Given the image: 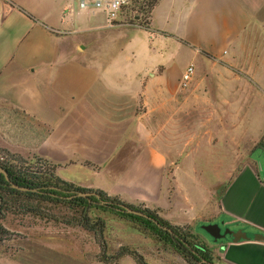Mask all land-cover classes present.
<instances>
[{
	"label": "crops",
	"instance_id": "obj_1",
	"mask_svg": "<svg viewBox=\"0 0 264 264\" xmlns=\"http://www.w3.org/2000/svg\"><path fill=\"white\" fill-rule=\"evenodd\" d=\"M91 3L0 0V149L44 162L75 187L155 211L172 226L240 231L247 239L217 243L220 263L264 264V242L253 240L264 237V149L220 196L195 186L187 172L218 170V148L207 146L202 157L201 142L187 139L188 92L201 84L178 83L174 61L187 58L178 76L188 66L208 72L216 61L255 71L250 53L236 50L237 36L264 0H158L146 29L110 22ZM124 47L134 68L120 66ZM175 172L184 174L185 189L172 182Z\"/></svg>",
	"mask_w": 264,
	"mask_h": 264
},
{
	"label": "rangeland",
	"instance_id": "obj_2",
	"mask_svg": "<svg viewBox=\"0 0 264 264\" xmlns=\"http://www.w3.org/2000/svg\"><path fill=\"white\" fill-rule=\"evenodd\" d=\"M146 3L147 0H128V4L110 22H147ZM249 19L248 27L237 36L236 50L239 53H250L247 57H251L249 61L255 66V71L243 73L216 61L210 63V71L202 74H197L190 66V78L186 82L178 79V83L186 85V88L192 84H201L195 91L188 92L193 101L188 102L186 112L187 139L195 137V141L201 142L198 148L202 149V157L206 156L210 146L217 147L219 159L218 170H194L187 172L186 176L195 180V186L196 180L202 182L204 190L208 187L207 190L217 196L221 195L233 173L250 156L255 155L253 152L264 149V8L251 12ZM122 36L125 38L126 34ZM127 54V47H124L122 58H118L120 66L134 68V58L126 60L130 63L125 64L124 56ZM239 57L244 62L242 54ZM174 61L177 64V78L187 58L179 55ZM141 64L142 59L138 67ZM191 65L198 70L200 68V64L195 61ZM191 146H195V143ZM191 146L188 151H194L193 156L200 158L199 151L196 153V148ZM210 152L215 157V150ZM0 164L23 170L33 177L47 179L52 175L49 166L37 159L18 158L1 151ZM183 176L175 172L171 180L185 189L186 179ZM5 200L6 206L0 208V228L6 232H0V264H195L185 262L170 247L158 242L147 232L108 213L95 210L89 212L91 222L97 219L104 222L101 233L93 235L75 224L76 209L17 197ZM131 206L141 207L134 203ZM216 224L221 233L226 229ZM204 225L208 224L199 223L195 228L174 227L188 236L190 242L203 246L211 264H222L217 256V243L231 238L225 235L215 243L202 230ZM119 252L130 254L118 256ZM131 253H134V258ZM137 256L140 262L135 261Z\"/></svg>",
	"mask_w": 264,
	"mask_h": 264
},
{
	"label": "trees",
	"instance_id": "obj_3",
	"mask_svg": "<svg viewBox=\"0 0 264 264\" xmlns=\"http://www.w3.org/2000/svg\"><path fill=\"white\" fill-rule=\"evenodd\" d=\"M157 1L158 0H147L146 8L148 15L151 8ZM139 9L142 10L141 8ZM134 22L145 29L147 28V22L140 23L137 20H134ZM0 151L8 154L4 150L0 149ZM11 156L20 158L17 155ZM39 162L44 164V162L42 161ZM0 167L7 173V177L10 182L20 187L35 190V192H20L13 190L0 175V208L2 209L7 204L5 199H8L10 197L24 198L27 200L46 202L50 204L65 205L69 208L76 209L75 211L77 212L75 213L77 215V221L75 222V224L79 225V227H81L83 230L90 232L93 235L101 233V231L104 229V222L100 219L91 222L88 214L92 210L101 211V213H108L109 215H112L119 220L135 225L143 232H147L158 242L170 247L181 258H183L185 262H193L195 264H211V260L207 256L205 248L203 246L190 242L188 240V236L182 234L179 231L178 227L169 225L165 220L158 217L155 211L148 210L143 207H134L131 205H127L119 201L118 199L108 197L104 193L97 190L91 191L75 187L70 183L60 180L53 174L46 179L33 177L31 174H28L20 169L15 170L14 167L11 166L5 167L4 165L0 164ZM77 192L94 193L99 196V199L103 201L104 204L100 205L98 200H96L94 197L86 199L74 196V194ZM119 205H125L132 210L141 212L148 218L155 220L161 227L169 229L171 233L158 228L149 219L127 214L126 212L118 208ZM0 232L4 233L5 230L0 228ZM124 254H130V252H119L118 256ZM131 255L134 258V253H131ZM135 261L140 262V257L137 256L135 258Z\"/></svg>",
	"mask_w": 264,
	"mask_h": 264
},
{
	"label": "water",
	"instance_id": "obj_4",
	"mask_svg": "<svg viewBox=\"0 0 264 264\" xmlns=\"http://www.w3.org/2000/svg\"><path fill=\"white\" fill-rule=\"evenodd\" d=\"M0 175L4 178L5 182H7L9 187L13 190L20 191V192H35L34 189H28L25 187H20V186H17L16 184L10 182L8 177H7V173L1 167H0ZM74 196L80 197V198H86V199H89L90 197H94L96 200H98L100 205L104 204V202L99 199V196L94 194V193L77 192L74 194ZM118 208L121 209L122 211L126 212L127 214H131L134 216H139V217H142L145 219H149L158 228H161L162 230L167 231L168 233H171V231L169 229H167L165 227H161L155 220L148 218L146 215H143L141 212L132 210L131 208H129L125 205H119ZM201 228L213 241L219 240V239L223 238L225 235H229L232 242H237L240 239H247V236L240 231L232 233L229 230L225 229L222 233H220V229L216 224L204 225ZM253 240L263 243L264 237L259 235V234L253 235Z\"/></svg>",
	"mask_w": 264,
	"mask_h": 264
},
{
	"label": "built area",
	"instance_id": "obj_5",
	"mask_svg": "<svg viewBox=\"0 0 264 264\" xmlns=\"http://www.w3.org/2000/svg\"><path fill=\"white\" fill-rule=\"evenodd\" d=\"M94 7L102 9L109 21L114 20L119 14L120 10L128 4V0H92L91 3ZM83 2L80 6H83ZM192 74V68L186 67L180 76L182 82H186Z\"/></svg>",
	"mask_w": 264,
	"mask_h": 264
},
{
	"label": "flooded vegetation",
	"instance_id": "obj_6",
	"mask_svg": "<svg viewBox=\"0 0 264 264\" xmlns=\"http://www.w3.org/2000/svg\"><path fill=\"white\" fill-rule=\"evenodd\" d=\"M221 233V232H220ZM217 241V240H216Z\"/></svg>",
	"mask_w": 264,
	"mask_h": 264
}]
</instances>
